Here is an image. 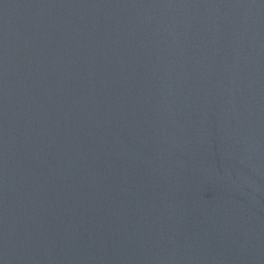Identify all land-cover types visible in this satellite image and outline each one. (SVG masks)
Instances as JSON below:
<instances>
[{"label": "water", "instance_id": "1", "mask_svg": "<svg viewBox=\"0 0 264 264\" xmlns=\"http://www.w3.org/2000/svg\"><path fill=\"white\" fill-rule=\"evenodd\" d=\"M0 264H264V0H0Z\"/></svg>", "mask_w": 264, "mask_h": 264}]
</instances>
